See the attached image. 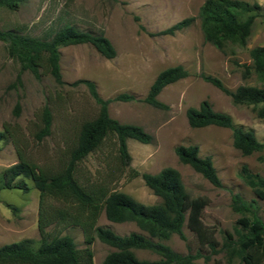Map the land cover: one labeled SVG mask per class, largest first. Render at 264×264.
<instances>
[{"label": "rangeland", "instance_id": "374dc122", "mask_svg": "<svg viewBox=\"0 0 264 264\" xmlns=\"http://www.w3.org/2000/svg\"><path fill=\"white\" fill-rule=\"evenodd\" d=\"M204 1L22 0L15 9L1 7L2 29L43 38L70 24L82 31L103 33L116 54L107 59L90 43L60 46L62 84L47 72L35 77L26 70L20 75L21 83L12 85L19 64L7 53L6 43L0 40V131L4 124H10L18 131L16 143L8 138L0 140V184L4 170L18 161V152L44 168H61L81 124L98 113L99 106L87 86L75 83L88 79L95 83L97 92L104 99L120 93L132 94L134 100L110 101L109 115L121 123L141 126L151 134L152 141L145 144L127 139L130 162L128 166H122L115 139L108 136L98 149L78 163L75 175L81 184L121 191L151 205L159 203L160 198L145 185L140 175L134 177L130 170L157 173L164 167H173L179 171L191 197L208 198L202 221L215 229L220 247L226 232L237 238L241 231V225L237 223L241 214L232 207L234 194H239L246 202L254 200L257 215L264 222V200L256 197L240 173L242 165H247L252 172L264 175V162L258 160L260 153L242 154L233 145L230 128L191 127L186 117L188 107H198L202 100H207L214 110L229 114L234 125L252 130L264 143V117L258 115L260 105L234 103L229 95L202 78V74L216 77L232 91L240 85L261 86L254 74L244 77L242 64L252 63L249 55L252 47L264 45V13L255 18L244 46L228 42L217 48L205 40L201 28L199 10ZM244 1L257 2L264 8V0ZM187 17H193V20L182 29L173 34H158ZM175 65H181L188 75L166 85L157 95L167 108H156L142 101L157 74ZM44 106H48L52 114L50 133L37 141L33 133L40 124ZM190 144L198 146L200 156L212 159L221 186H214L179 160L175 147ZM26 182L30 186L27 192L0 188V245L23 239H31L34 247L39 244V192L31 180L26 179ZM54 204L58 205L57 202ZM96 225L108 227L120 235L132 231L146 234L135 222H111L103 212ZM47 230L51 234L70 235L78 249L86 247L79 226L57 224ZM182 230L184 239L173 233L169 238L159 240L179 253L200 251L202 256L195 260L196 264H245L238 256L229 258L224 249L209 254L186 224ZM89 247L93 264H101L105 256L115 250L97 237ZM132 251L141 260L159 259L158 254L148 249L134 248ZM205 256H208L207 260ZM259 264H264V258Z\"/></svg>", "mask_w": 264, "mask_h": 264}, {"label": "trees", "instance_id": "16d2710c", "mask_svg": "<svg viewBox=\"0 0 264 264\" xmlns=\"http://www.w3.org/2000/svg\"><path fill=\"white\" fill-rule=\"evenodd\" d=\"M21 1L0 0V8L15 9ZM262 13L264 8L257 2L205 0L199 10L204 38L217 48H222L228 42L244 46L255 18ZM192 20L193 17L184 18L158 34H173ZM0 40L6 43L7 53L19 64L12 85L21 83L20 75L26 70L35 77H39L41 72H47L58 84H62L60 46L90 43L107 59L116 54L114 46L103 33L82 31L70 24L63 25L49 37L43 38L0 28ZM249 55L252 63L242 64L243 75L248 77L254 74L261 86L240 85L232 91L216 77L202 74V78L229 95L234 103L260 105L258 115L264 117V45L252 47ZM187 75L188 72L181 65L160 71L142 101L156 108H167L157 99V95L166 85ZM78 82L87 86L99 108L95 117L81 124L76 141L61 168H44L18 152V161L2 174L0 188H16L27 192L30 189L26 182L28 179L39 192L37 228L40 241L36 247L31 239L0 245V264H93L89 245L95 237L115 248L105 256L101 264H196L195 260L202 256L200 251L179 253L159 240L167 239L173 233L184 239V224L196 235L201 247L209 254L224 249L229 258L238 256L245 264H259L262 261L264 222L257 215L254 200L246 202L239 194L232 196L233 210L241 214L237 222L241 225V231L237 238L226 232L220 247L215 237V229L202 221V211L208 204V198L191 197L184 187L179 171L173 167H164L157 173L130 170L134 177L140 175L145 185L160 198L159 203L151 205L143 204L121 191H106L100 187L81 184L75 175L78 163L90 152L98 149L108 136L115 139L122 166H128L130 162L127 139L147 144L152 141V136L139 125L121 123L109 115L110 101L134 100L132 94L120 93L113 98L104 99L97 92L93 81L80 79L75 83ZM18 110L17 103L16 114ZM186 117L191 127L214 125L230 128L234 147L244 155L259 152L258 160L264 162V143L257 139L252 130L234 125L229 114L214 110L209 101L202 100L198 107H188ZM39 119L40 124L33 133L37 141L50 133L52 114L48 106L42 108ZM17 137L18 131L10 124H4L0 131V140L8 138L16 143ZM175 153L182 163L191 166L211 184L221 186L212 159L209 156H200L197 145H178ZM240 173L256 197L264 200V175L252 172L247 165H242ZM56 202L58 205L54 204ZM102 212L111 222H135L146 234L132 231L120 235L108 227L97 226V219ZM57 224L62 227L79 226L84 233L86 247L78 249L70 235L51 234L47 230L49 226ZM134 248L151 250L159 255V259H138L132 251ZM204 258L207 260L208 256Z\"/></svg>", "mask_w": 264, "mask_h": 264}]
</instances>
